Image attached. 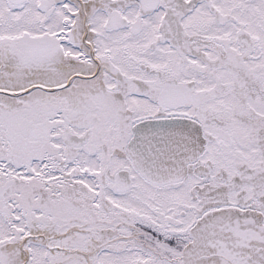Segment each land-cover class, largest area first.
<instances>
[{"label": "snow or ice", "instance_id": "6c2138e0", "mask_svg": "<svg viewBox=\"0 0 264 264\" xmlns=\"http://www.w3.org/2000/svg\"><path fill=\"white\" fill-rule=\"evenodd\" d=\"M0 264H264V0H0Z\"/></svg>", "mask_w": 264, "mask_h": 264}]
</instances>
